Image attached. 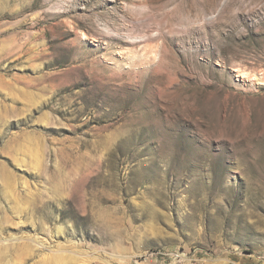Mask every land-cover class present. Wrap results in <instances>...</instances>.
I'll return each instance as SVG.
<instances>
[{"label": "rangeland", "instance_id": "1", "mask_svg": "<svg viewBox=\"0 0 264 264\" xmlns=\"http://www.w3.org/2000/svg\"><path fill=\"white\" fill-rule=\"evenodd\" d=\"M0 264H264V0H0Z\"/></svg>", "mask_w": 264, "mask_h": 264}]
</instances>
